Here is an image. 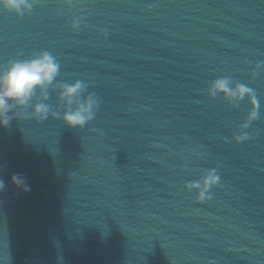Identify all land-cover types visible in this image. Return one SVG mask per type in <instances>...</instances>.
Listing matches in <instances>:
<instances>
[{
  "label": "water",
  "instance_id": "95a60500",
  "mask_svg": "<svg viewBox=\"0 0 264 264\" xmlns=\"http://www.w3.org/2000/svg\"><path fill=\"white\" fill-rule=\"evenodd\" d=\"M45 51L60 66L48 99L0 127V264H264V0L0 7V65ZM225 78L259 104L243 143L249 96L208 94ZM76 81L98 100L83 128L59 99ZM40 102L58 117L38 122ZM213 169L198 202L186 185Z\"/></svg>",
  "mask_w": 264,
  "mask_h": 264
},
{
  "label": "clouds",
  "instance_id": "9594fccd",
  "mask_svg": "<svg viewBox=\"0 0 264 264\" xmlns=\"http://www.w3.org/2000/svg\"><path fill=\"white\" fill-rule=\"evenodd\" d=\"M36 0H0V7L6 11L14 12L19 16L30 13ZM80 25L79 20L72 22L73 29ZM59 63L48 52L34 54L26 60H11L6 65H0V127H7L11 117L9 112L13 107H24L29 104L36 95L37 90H41L40 99H48L45 89L51 86L59 72ZM257 69L261 65L256 66ZM255 74V73H254ZM228 79H218L212 83L208 89V94L215 97L218 93H223L230 100L239 102L246 95L250 98L252 111L249 113L247 121L241 126L242 134L234 137L236 143H243L249 139V135L243 130L249 124L258 118L259 104L252 90L244 85L237 84L235 88L230 87ZM87 85L81 81L74 84H62L59 86V99L67 106V110L62 117L64 123L69 128H83L87 123L95 118V110L98 106V100L94 94H89L81 101L80 97L86 90ZM76 107L73 110L72 105ZM53 118L58 117V113L51 112L46 103L40 102L34 106L32 115L41 122L49 115ZM13 182L18 187H24V181L21 177L13 176ZM220 183V177L216 170H210L202 178V181L190 183L186 187L190 190L198 191V202L205 199H211L210 190ZM3 181H0V191L3 190Z\"/></svg>",
  "mask_w": 264,
  "mask_h": 264
}]
</instances>
